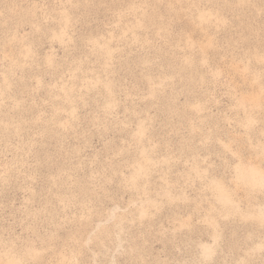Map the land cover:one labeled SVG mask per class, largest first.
Instances as JSON below:
<instances>
[{
  "label": "rangeland",
  "instance_id": "obj_1",
  "mask_svg": "<svg viewBox=\"0 0 264 264\" xmlns=\"http://www.w3.org/2000/svg\"><path fill=\"white\" fill-rule=\"evenodd\" d=\"M0 264H264V0H0Z\"/></svg>",
  "mask_w": 264,
  "mask_h": 264
}]
</instances>
